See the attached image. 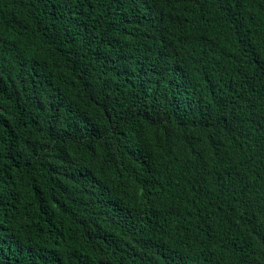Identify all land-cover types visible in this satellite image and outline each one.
Returning <instances> with one entry per match:
<instances>
[{
	"label": "trees",
	"instance_id": "trees-1",
	"mask_svg": "<svg viewBox=\"0 0 264 264\" xmlns=\"http://www.w3.org/2000/svg\"><path fill=\"white\" fill-rule=\"evenodd\" d=\"M0 264H264V0H0Z\"/></svg>",
	"mask_w": 264,
	"mask_h": 264
}]
</instances>
